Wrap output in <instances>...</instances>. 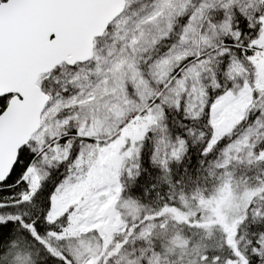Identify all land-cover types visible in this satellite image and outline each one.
<instances>
[{"label":"snow or ice","instance_id":"snow-or-ice-1","mask_svg":"<svg viewBox=\"0 0 264 264\" xmlns=\"http://www.w3.org/2000/svg\"><path fill=\"white\" fill-rule=\"evenodd\" d=\"M0 264H264V0H0Z\"/></svg>","mask_w":264,"mask_h":264}]
</instances>
